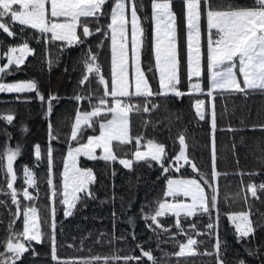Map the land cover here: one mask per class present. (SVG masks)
<instances>
[{"label":"trees","instance_id":"obj_1","mask_svg":"<svg viewBox=\"0 0 264 264\" xmlns=\"http://www.w3.org/2000/svg\"><path fill=\"white\" fill-rule=\"evenodd\" d=\"M241 6L251 5L253 0H233ZM172 10L177 16V40L179 52V83L177 87L188 92L187 76V48L186 21L184 0H171ZM224 0H213V4H222ZM143 7L138 10L141 26L144 28V52L142 55V70L150 78V84L155 91L158 89L154 57L151 52V0H138ZM18 8V7H17ZM94 30L97 26L93 18H82ZM10 22V21H6ZM110 23V16L101 18L102 27ZM16 36L9 37L0 31V52L4 58L10 47L23 45L25 42L32 49L22 66L11 65L4 73L9 80L35 81L39 91L47 98L50 94L59 99L53 101V113L46 116L47 105L42 103L35 92L0 94V115L12 114L14 119L9 124L0 120V151L8 146H19L20 155L14 162L16 180L14 188L17 190V200L21 209L19 218L15 216L17 205L13 204L10 189L7 188L5 175L0 172V241L10 236L12 231L22 232V210L28 206H35L39 217L48 218L44 224V236L41 243L31 242V248L24 253L16 264H56L51 259V246L48 235L50 228V210L56 209V247L57 256L61 261L92 260L100 256L96 264H103L104 257L113 256H141V248L151 251L158 258L159 264H215V257L202 255L205 250L213 251L214 238L208 235H197L191 228L196 223L202 232L208 230L204 225L207 216L185 219L181 215L184 234L174 227L176 218L170 214L158 217L159 222L170 231L156 228L151 220L146 221V214L154 213L158 208L157 201L164 202L169 197L164 196L166 190V176L171 178H197V173L185 165L179 172L176 165L170 164V171L162 174L161 168L155 162L152 167L144 161H134L131 169L125 168L118 160L105 162L103 160H89L80 158L79 166L92 169L96 180L90 185L92 197H85L77 202L71 216H64V206L59 203L61 197H52V189L47 179L52 178L54 184L60 186V174L63 170L62 160L65 158L69 144L78 146L70 141V130L74 124L77 109L91 111L93 104H98L104 88L97 82V75L91 74V83L81 85L79 80L82 73H86L85 61L89 59L87 53L90 48L97 55L94 62L101 67V74L110 80L111 49L110 39L101 34L86 38V44L66 46V42L50 41L34 29L19 24H11ZM80 29H78V33ZM206 21H202V53L204 55V76L202 85L204 93L185 94L181 97L168 95L152 99L159 107L151 110L144 98L128 100L141 109L145 106L149 112L135 111L129 113L130 136L129 143L113 142L112 150L118 158L131 159L136 150V138L142 137L141 149L148 140L163 144L169 157L177 155L181 145L178 136H185V151L189 158L204 173L209 175L211 168V113L214 106L217 127L215 131L217 170L220 173L217 185V201L219 211L218 234L224 242L223 258L227 264H234L239 258L246 264H262L264 261V193H258L260 199H253L247 191L249 184L264 182V90L252 89L246 92L216 91L213 97L207 95L209 91L208 73L206 70ZM110 35V33H109ZM103 41V47H97ZM152 71H148L149 67ZM195 79V78H194ZM94 93L92 99L77 101L76 95L88 97ZM110 101L111 98H105ZM127 99V98H125ZM205 102V119L201 120L196 111V101ZM101 115L94 118L103 121L109 118ZM59 134V140H50L48 124ZM232 129V130H229ZM98 134L96 130L86 128L80 143H86L89 135ZM39 146L42 159L37 160L34 149ZM51 146L55 167V175L49 177L47 165V149ZM27 167L34 175L35 185L29 190L34 197L26 200L22 193L26 189L24 168ZM206 192L209 190L206 188ZM210 194V192H209ZM83 195V194H80ZM181 200V197L178 198ZM249 212L256 232L242 242H237L235 227L227 219L226 214ZM154 229V230H153ZM133 235L135 239H133ZM192 236L198 241L195 255L178 257V243H186L187 237ZM121 237H123L121 239ZM203 241L204 243H199ZM27 243V242H25ZM71 245V247L69 246ZM140 245L141 247H137ZM245 248L255 251L257 255L250 256ZM0 251H3L0 248ZM164 253L170 255L165 258ZM109 264H124V260H109ZM128 264H152L146 256L139 261L131 260Z\"/></svg>","mask_w":264,"mask_h":264},{"label":"snow or ice","instance_id":"obj_2","mask_svg":"<svg viewBox=\"0 0 264 264\" xmlns=\"http://www.w3.org/2000/svg\"><path fill=\"white\" fill-rule=\"evenodd\" d=\"M186 6L185 21L187 28V76L189 80V91L182 92L178 87L179 83V52L177 40V16L172 10L171 0H151V20L154 22V44L152 45V55L154 57V68L159 73V88L153 90L150 84V78L142 70V55L144 52V28L141 26V18L138 10L143 7L138 4V0H0V31L6 33L9 37L16 36L11 24H19L30 29L36 30L42 36L47 38L50 34V41L66 42V46H75L77 44H86V38L101 34L110 39L111 49V72L110 80L101 74V67L94 63L97 55L88 49V57L85 61L86 73H82L79 83L81 85L91 83V74L97 75V82L103 85L104 91L98 98L99 103L93 104L91 111H82L77 109L74 125L70 130V141H74L78 146L69 144L67 156L62 160V172L60 174V186L54 184L53 179H47V184L52 189V197L55 203L56 197H61L59 203L64 206V216L73 214L72 210L76 207L79 200L85 197H92L93 193L90 185L95 183L96 177L90 168L79 166L81 157L89 160H103L105 162L117 161L125 168L131 169L133 160L127 158H118L110 148L113 141L121 144L129 143L130 136L129 113L135 108V111L149 112L148 106L142 109L128 102L131 98H144L146 105H151V110L159 107L158 103H153L155 97L174 95L181 97L185 94L204 93L202 85L204 76V55L202 53V21H206V70L210 80V91L207 95L213 97L217 90L246 92L249 89L264 90V0H253L251 5L241 6L233 0H224L222 4H213V0H184ZM19 5V7H14ZM46 5H50L46 7ZM130 14V20H129ZM51 18L54 19H50ZM110 16V23L105 27L100 24L101 18ZM82 18H93L97 24L93 30L88 22L82 21ZM10 21V22H6ZM131 24L130 39L127 25ZM78 29L80 32L78 33ZM110 33V35H109ZM97 47H103V41L98 43ZM20 52L19 56L14 55ZM32 49L25 42L21 47H10L8 50L7 65L0 66V73H4L6 68L15 64L21 65L27 54ZM130 67L134 68V76L130 79ZM148 71H152L150 66ZM195 78V79H194ZM242 78V81L241 79ZM0 92L25 93L35 92L40 101L47 105L46 116L51 117L53 113V101L59 98L50 94L47 98L39 91L35 81L0 83ZM94 93L88 97L76 95L75 100L92 99ZM110 97V101L105 99ZM127 98V99H125ZM196 111L201 120L205 119V102L196 101ZM103 121L94 118L101 115L107 116ZM12 114L0 115V120H5L9 124L13 121ZM98 124V135H89L86 143H80L83 139V132L86 128L96 130ZM212 129L211 139V168L209 175L202 172L197 165L189 158L185 151V136H178L181 150L174 158L169 157L163 144L148 140L143 147L146 151H141L142 137L136 138V150L134 156L136 161H144L151 168L152 162L158 164L162 174H167L170 164L176 165L175 171L179 172L185 165L191 167L192 171L197 173V178H171L165 177L167 190L164 196L171 197L172 203L157 201L158 208L154 213L146 214L144 219L151 220L148 225L152 228H162L164 231H170L164 227L158 217L170 214L176 218L174 227L184 234V227L181 224L180 217L185 219L207 216L208 222L204 227L208 230L202 232L197 229L196 223L191 224V228L197 235H208L214 238L213 251L205 250L202 255L215 257V264H227L223 258L224 242L218 234L219 211L217 201L216 182L220 176L217 170V153L215 131L217 127L216 114L213 106L210 120ZM260 127L264 128V125ZM50 140H59V134L53 129V124L49 122ZM232 130V129H229ZM97 150L101 154L97 155ZM20 155V148H12L5 145L0 151V172L5 175L7 188L11 190L10 195L13 204L17 205L15 216L19 218L21 209L17 200V190L14 188L16 173L14 162ZM36 159L41 160L42 153L39 146L35 149ZM48 175H55L53 149L51 146L47 149ZM181 161L183 163H181ZM25 183L32 187L36 181L33 173L24 168ZM247 191L251 193L253 199H260L258 193H264V182L249 184ZM206 188L209 192H206ZM83 194V195H80ZM26 200H33L34 197L29 191L22 193ZM183 197V200L178 198ZM190 201V202H185ZM4 203L0 201V204ZM35 206H28L23 209V230L12 231L10 226V236L0 241V264H16L24 253L31 248V242L41 243L45 235L42 231L44 224H48V218L39 217ZM234 227L237 242H242L253 237L256 232L253 221L250 219L249 212H239L235 214H226ZM50 228L48 235L51 246V259L56 264H96L101 260L100 256H95L92 260L82 261H61L57 256L56 247V209L53 206L50 210ZM264 227V225H257ZM154 230V229H153ZM123 237H121L122 239ZM133 239L135 236L133 235ZM27 242V243H25ZM199 243H204L200 241ZM198 241L192 236L187 237L186 243H178L179 251L175 253L178 257L195 255V247ZM71 247V245H69ZM137 247H141L137 245ZM248 255L255 256L257 253L249 248H245ZM141 256H113L104 257L103 264H109V260H124L128 264L131 260L139 261L146 256L152 264H159L158 258L152 255L151 251L141 248ZM170 254L164 253L165 258ZM234 264H246L245 260L237 259ZM264 264V261H262Z\"/></svg>","mask_w":264,"mask_h":264},{"label":"rangeland","instance_id":"obj_3","mask_svg":"<svg viewBox=\"0 0 264 264\" xmlns=\"http://www.w3.org/2000/svg\"><path fill=\"white\" fill-rule=\"evenodd\" d=\"M185 6V5H184ZM14 7H19V5H15ZM46 7H49L50 8V5H46ZM185 13H186V6H185ZM49 18L50 19H54V18H51L50 16H49ZM129 20H130V14H129ZM151 23H152V27H151V49H152V45L154 44V22L151 20ZM127 29H128V34H129V39H130V33H131V24L129 23L128 25H127ZM206 30H207V26H206ZM22 46V45H21ZM21 46H17V48H19V47H21ZM186 48H187V28H186ZM9 50V49H8ZM8 50H7V52H6V54H5V56H4V58L2 57V55H1V52H0V66H4V65H7V58H8ZM187 50V49H186ZM206 50H207V47H206ZM206 53H207V51H206ZM21 53L20 52H17V53H15L14 55H16V56H19ZM32 55V52L30 53V54H27L26 56H25V59H24V61H23V63L21 64V65H19V66H22L23 64H24V62L26 61V59L29 57V56H31ZM186 59H187V54H186ZM13 65H15V64H13ZM11 66V65H10ZM10 66H8L7 68H6V70L10 67ZM16 66V65H15ZM141 67H142V65H141ZM5 70V71H6ZM130 79H131V77L132 76H134V68H131L130 67ZM110 72H111V67H110ZM156 76H157V83H158V88H159V73L156 71ZM241 79V81H242V78H240ZM16 82H29V81H14V80H9V79H7V77L6 76H3V73H0V83H16ZM208 84H209V91L211 90L210 89V80L208 79ZM249 90H252V89H249ZM188 91H189V84H188ZM217 91H224V90H217ZM2 93H5V94H12V93H8V92H0V94H2ZM193 94H199V93H193ZM108 98H110V97H108ZM109 118H110V116H109ZM74 122H75V120H74ZM74 125V124H73ZM98 134H99V131H98ZM97 134V135H98ZM113 142H115V141H113ZM113 142H112V144H113ZM118 142V141H117ZM112 144L110 145V148H111V150H112ZM35 149H36V147H35ZM35 149H34V153H35ZM141 151H146V149L143 147L142 149H140ZM180 150H181V148H180ZM179 150V151H180ZM113 151V150H112ZM101 154V150H97V155H100ZM178 154H179V152H178ZM177 154V155H178ZM66 156H67V153H66ZM66 156H65V158H66ZM35 157H36V155H35ZM81 158H85V157H81ZM87 159V158H86ZM131 160H133V162L134 161H136V159H135V156H134V153H133V155H132V157H131ZM181 163H183L182 161H181ZM29 185L27 184V187H26V189L25 190H27V191H29V193L31 194V192H30V190H29ZM166 190H167V183H166ZM166 190H165V192H166ZM32 195V194H31ZM184 198L183 197H181V200H183ZM164 202H167V203H172L173 202V199L171 198V197H169V200H165ZM185 202H190V201H185ZM25 209V208H24ZM23 211V210H22ZM22 218H23V214H22ZM231 222V221H230ZM231 224L233 225V223L231 222ZM33 243H36L35 241H32Z\"/></svg>","mask_w":264,"mask_h":264},{"label":"water","instance_id":"obj_4","mask_svg":"<svg viewBox=\"0 0 264 264\" xmlns=\"http://www.w3.org/2000/svg\"><path fill=\"white\" fill-rule=\"evenodd\" d=\"M11 191V190H10Z\"/></svg>","mask_w":264,"mask_h":264}]
</instances>
